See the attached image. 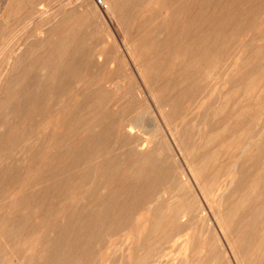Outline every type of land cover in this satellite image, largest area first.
I'll return each mask as SVG.
<instances>
[{
  "label": "rangeland",
  "instance_id": "rangeland-1",
  "mask_svg": "<svg viewBox=\"0 0 264 264\" xmlns=\"http://www.w3.org/2000/svg\"><path fill=\"white\" fill-rule=\"evenodd\" d=\"M0 264H264V0H0Z\"/></svg>",
  "mask_w": 264,
  "mask_h": 264
},
{
  "label": "bare ground",
  "instance_id": "bare-ground-1",
  "mask_svg": "<svg viewBox=\"0 0 264 264\" xmlns=\"http://www.w3.org/2000/svg\"><path fill=\"white\" fill-rule=\"evenodd\" d=\"M39 9H40V8H39ZM39 9H38V10H39ZM175 202H176V201H175ZM174 211H175V213H176L175 215L178 216L179 210H178V209H174Z\"/></svg>",
  "mask_w": 264,
  "mask_h": 264
}]
</instances>
